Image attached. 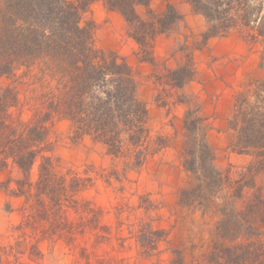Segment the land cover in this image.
Masks as SVG:
<instances>
[{
  "label": "rangeland",
  "instance_id": "1",
  "mask_svg": "<svg viewBox=\"0 0 264 264\" xmlns=\"http://www.w3.org/2000/svg\"><path fill=\"white\" fill-rule=\"evenodd\" d=\"M174 5L183 18L162 38H155L151 55H144L128 35L125 18L113 14L102 1L92 2L83 12L82 23L94 25L96 47L114 51L133 68L138 95L149 110L150 146L158 151L135 167L128 149L114 156L90 136L76 139L70 122L56 117L49 124L48 147L57 170L72 169L94 179L65 203L67 228L62 231L74 233V238L39 241L41 257L30 245L37 242L30 228H26L28 235L19 238L21 244L16 243L15 227L24 218L25 198L6 190L5 181L17 173L1 169L0 264H215L218 247L234 243L222 237L218 228L223 213L243 210L246 218L253 217L252 207L247 206L253 195L247 189L242 198L234 194H238V179L264 186V172L255 173L254 179L250 172L244 177L239 174L253 157L233 150L237 133L229 121L235 93L249 94L255 88L248 86L252 81L258 89L264 86L261 46L248 43L234 30L229 34L241 39L246 50L237 44L236 51L229 52L233 40L208 47L202 34L206 19L195 16L186 0ZM136 10L147 16L146 6ZM151 56L152 60L144 59ZM186 64L194 65L195 76L176 86L171 71ZM10 81L0 77L1 86ZM21 92L23 101L25 91ZM32 113V106H26L23 118ZM208 151L214 153L213 160ZM33 171L37 175V166ZM204 182L207 186L199 187ZM201 200L203 205L198 203ZM37 224V235L51 227L41 218ZM52 224L57 225L55 219ZM9 245L14 250L8 256L4 247Z\"/></svg>",
  "mask_w": 264,
  "mask_h": 264
},
{
  "label": "trees",
  "instance_id": "2",
  "mask_svg": "<svg viewBox=\"0 0 264 264\" xmlns=\"http://www.w3.org/2000/svg\"><path fill=\"white\" fill-rule=\"evenodd\" d=\"M94 1L0 0V77L11 80L6 86L0 84V170L11 168L17 173L5 181L6 190L25 198L24 218L15 227L19 232L16 243L21 244L19 238L28 235L26 228H30L37 238L30 245L40 257L43 252L39 241L61 236L74 238V233L62 231L67 228L65 203L94 181L72 169L57 170L48 147L49 124L56 117L70 122L76 139L90 136L114 156L128 149L135 167L158 151L150 146L149 110L138 95L133 68L114 51L98 49L93 23H82L83 12ZM99 1L122 14L129 25L128 35L140 45L144 55H151L157 35L168 32L183 18L168 0L162 13L150 8L152 0ZM187 1L194 13L206 19L204 42L237 30L248 43L260 44V66H264V0ZM138 5L147 7L145 18L138 14ZM171 74L177 80L175 85L182 86L195 76L194 65H183ZM248 86L255 87L249 94L235 93L229 122L237 133L233 150L253 157L239 174L244 177L250 172L254 179L255 173L264 172V86L258 89L254 81ZM28 105L33 113L24 119L23 109ZM208 154L213 160L214 153ZM241 182L238 179V194L234 197L242 198L247 193L245 189L253 195L252 202L246 203L252 207L253 217L246 218L243 210L223 213L218 228L222 237L232 238L234 243L218 247L215 264H264V186ZM201 186L205 188L207 182ZM198 203L203 205L204 201ZM39 218L51 227L37 235ZM54 219L57 225L52 224ZM71 225L70 222L68 227ZM246 227L251 232L245 231ZM4 249L9 256L14 246Z\"/></svg>",
  "mask_w": 264,
  "mask_h": 264
},
{
  "label": "crops",
  "instance_id": "3",
  "mask_svg": "<svg viewBox=\"0 0 264 264\" xmlns=\"http://www.w3.org/2000/svg\"><path fill=\"white\" fill-rule=\"evenodd\" d=\"M162 0H152L151 3H150V7L156 12V13H162L164 10H165V7H166V3H167V0H163L164 2H161ZM170 1L171 3L175 4L177 2V0H168ZM187 1V0H186ZM139 6V5H138ZM158 6V9L156 8ZM176 6V5H175ZM192 9V7H191ZM193 11V10H192ZM113 14H119L121 17H122V14L117 12V11H111ZM194 13V12H193ZM195 16H200V14H197V13H194ZM124 19V17H122ZM164 35V33L162 34H159L157 37H156V40L158 38H162V36ZM230 35V36H229ZM229 41V40H233V43L234 45H232L229 49H227L229 52L234 49L235 50V47H237V44L240 48H244L246 50V46L244 45L245 43L241 40V39H237V37L235 35H231V34H228V36H225V37H222V38H219V37H213L211 39H209L208 41V47H212L214 46L215 43L218 42V46L219 45H223V42H226V41ZM231 42V41H230ZM232 43V44H233ZM244 43V44H243ZM236 44V45H235ZM227 51V52H228ZM236 51V50H235ZM240 51V50H239Z\"/></svg>",
  "mask_w": 264,
  "mask_h": 264
}]
</instances>
